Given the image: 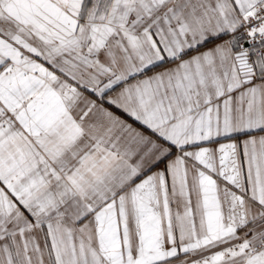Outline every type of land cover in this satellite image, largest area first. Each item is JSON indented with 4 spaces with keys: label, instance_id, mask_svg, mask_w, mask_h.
<instances>
[{
    "label": "snow or ice",
    "instance_id": "1",
    "mask_svg": "<svg viewBox=\"0 0 264 264\" xmlns=\"http://www.w3.org/2000/svg\"><path fill=\"white\" fill-rule=\"evenodd\" d=\"M0 264H264V0H0Z\"/></svg>",
    "mask_w": 264,
    "mask_h": 264
}]
</instances>
